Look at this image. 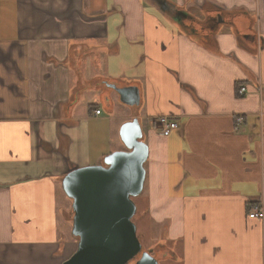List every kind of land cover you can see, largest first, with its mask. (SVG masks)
<instances>
[{"label":"crops","instance_id":"crops-1","mask_svg":"<svg viewBox=\"0 0 264 264\" xmlns=\"http://www.w3.org/2000/svg\"><path fill=\"white\" fill-rule=\"evenodd\" d=\"M163 115L178 122L168 137ZM134 118L145 251L264 264V219L249 217L264 207V0H0V264L75 253L62 179L124 150Z\"/></svg>","mask_w":264,"mask_h":264},{"label":"water","instance_id":"water-1","mask_svg":"<svg viewBox=\"0 0 264 264\" xmlns=\"http://www.w3.org/2000/svg\"><path fill=\"white\" fill-rule=\"evenodd\" d=\"M113 88L127 105L139 103L135 86ZM124 150L104 157L103 163L70 170L62 179L63 189L73 201L75 253L63 264H160L151 251L143 250L133 218L135 197L146 181L145 163L149 147L143 140L138 118L120 129Z\"/></svg>","mask_w":264,"mask_h":264},{"label":"built area","instance_id":"built-area-1","mask_svg":"<svg viewBox=\"0 0 264 264\" xmlns=\"http://www.w3.org/2000/svg\"><path fill=\"white\" fill-rule=\"evenodd\" d=\"M243 89L240 90L238 93L241 95L243 94ZM96 113L99 115L101 113L100 110H97ZM156 124L158 129L160 130L161 134L165 137H168L174 130L178 128V122L174 120L171 116H160L156 120ZM250 218L254 219H264V207L257 206L255 207L252 212L249 214Z\"/></svg>","mask_w":264,"mask_h":264},{"label":"rangeland","instance_id":"rangeland-1","mask_svg":"<svg viewBox=\"0 0 264 264\" xmlns=\"http://www.w3.org/2000/svg\"><path fill=\"white\" fill-rule=\"evenodd\" d=\"M122 108H125L124 106H122ZM115 139H116V144L118 145V146H122L121 145V141H120V138L118 139V137L116 136L115 137ZM143 193V192H142ZM140 196H142V194L141 195H139L138 197H135L134 198V201H135V203H137V212H136V214H135V216H134V218H133V221H134V223L136 224H139V219H138V217H139V213H140V211L142 210V209H144L145 208V206L143 205V198L142 197H140ZM144 206V207H143ZM137 226V225H136ZM139 227L141 228V226L139 225ZM138 228V227H137ZM144 228H145V226H144ZM138 235L140 236V238H141V240H142V237H141V230H139V233H138ZM144 248H146V244L144 243V245H143V249ZM145 250V249H144ZM138 258V257H137ZM137 260H134L133 262H132V264H135V262H136Z\"/></svg>","mask_w":264,"mask_h":264},{"label":"trees","instance_id":"trees-1","mask_svg":"<svg viewBox=\"0 0 264 264\" xmlns=\"http://www.w3.org/2000/svg\"><path fill=\"white\" fill-rule=\"evenodd\" d=\"M139 237V236H138ZM77 240H78V238H77ZM144 250V249H143ZM138 258H135V259H133V260H131V261H129L127 264H132V262L134 261V260H137ZM136 263V262H135Z\"/></svg>","mask_w":264,"mask_h":264}]
</instances>
